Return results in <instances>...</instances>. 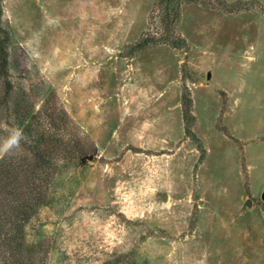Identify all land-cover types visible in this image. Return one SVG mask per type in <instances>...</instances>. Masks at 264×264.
<instances>
[{
    "label": "rangeland",
    "instance_id": "1",
    "mask_svg": "<svg viewBox=\"0 0 264 264\" xmlns=\"http://www.w3.org/2000/svg\"><path fill=\"white\" fill-rule=\"evenodd\" d=\"M1 40L0 264H264V0H0Z\"/></svg>",
    "mask_w": 264,
    "mask_h": 264
},
{
    "label": "trees",
    "instance_id": "2",
    "mask_svg": "<svg viewBox=\"0 0 264 264\" xmlns=\"http://www.w3.org/2000/svg\"><path fill=\"white\" fill-rule=\"evenodd\" d=\"M4 51H5L4 40H1L0 41V71H2V72L4 71V69H5L6 65H7V61H9L7 56H6V53H4ZM185 115H186V118H189L190 120L193 119L192 112H191V110L189 108L186 109ZM186 131H187L188 134L192 133V131L190 129V126L186 127ZM48 153H49V151H47V155H48ZM44 161H47V160L44 159ZM8 166L10 167L11 164L8 165ZM6 173L10 174V170H9L8 167H7V172ZM29 174L33 175L34 179L38 180L37 182L44 181V179H45V175H43V171H41L38 167L31 169V172ZM34 187L38 188V183H36ZM28 206H31V204L28 203V204L25 205L26 208ZM0 214H1V212H0ZM2 216L4 217V215H2ZM8 216L9 215H7V217ZM11 220H12V218H11ZM6 228H11V227L8 225V223L4 222V219L3 220L0 219V231L3 232V230H5ZM8 233L10 234L12 232L8 231ZM12 234H14V233H12ZM12 234L10 236L11 242L9 244H11V243H12V245L14 244L12 246V249L14 250V252H16V250L19 249L21 245L16 244L18 242V240H19V236L18 235L15 236V235H12Z\"/></svg>",
    "mask_w": 264,
    "mask_h": 264
},
{
    "label": "clouds",
    "instance_id": "3",
    "mask_svg": "<svg viewBox=\"0 0 264 264\" xmlns=\"http://www.w3.org/2000/svg\"><path fill=\"white\" fill-rule=\"evenodd\" d=\"M24 139L22 130L14 131L3 143V146L0 147V158L3 157L4 154L10 153V151L14 148H18L20 145V141Z\"/></svg>",
    "mask_w": 264,
    "mask_h": 264
},
{
    "label": "water",
    "instance_id": "4",
    "mask_svg": "<svg viewBox=\"0 0 264 264\" xmlns=\"http://www.w3.org/2000/svg\"><path fill=\"white\" fill-rule=\"evenodd\" d=\"M90 158H92V156H90ZM162 198H163L164 200H167V195H166V193L162 195ZM263 199H264V195H263ZM247 204H248V205H251V204H252V200H248Z\"/></svg>",
    "mask_w": 264,
    "mask_h": 264
}]
</instances>
